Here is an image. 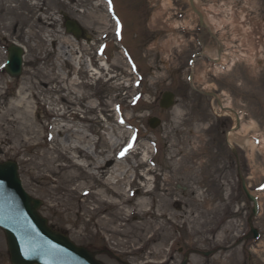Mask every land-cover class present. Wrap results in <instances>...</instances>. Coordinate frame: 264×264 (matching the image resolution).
<instances>
[{
	"label": "rangeland",
	"instance_id": "1",
	"mask_svg": "<svg viewBox=\"0 0 264 264\" xmlns=\"http://www.w3.org/2000/svg\"><path fill=\"white\" fill-rule=\"evenodd\" d=\"M171 1L172 19L181 22L190 13L192 27L178 28L181 45L167 48L163 44H169L168 34L150 26L160 1L108 0L119 26V41L107 0H0V117L18 99L21 83L27 81V89L49 92L32 102L29 124L37 127L31 131L30 143H18L14 134L9 145L0 139V164L17 163L24 190L43 202L39 212L49 226L75 245L95 252V260L102 264H181L186 254L188 264H264V148H260L264 138V0H218L233 6L237 26L231 28V16L219 13L227 25L212 36L204 34L189 0ZM197 3L206 10L212 1ZM65 19L85 30L84 41L66 33ZM12 43L26 50L24 69L17 79L3 71ZM222 45L230 57L233 53L245 56L229 71L216 69L212 61ZM204 52L207 56L201 55ZM61 54H66L67 65L59 73ZM73 59L94 71L89 76L80 74ZM45 73L56 81L46 85ZM165 92L175 94L169 110L159 105ZM210 92L242 112L246 123L254 121L255 129L246 142L227 143L234 121L219 115L217 101L207 95ZM61 109L66 112L67 127L90 131L97 151H109L106 141L122 137L121 155L128 158L123 166L133 183L122 187L132 196L126 212L111 205L119 199L81 172L77 181H64L60 175L51 180L41 177L48 172L38 167L44 155H57L53 153L56 144L46 137L57 135L53 112ZM152 118L161 120L154 130L149 126ZM139 149V155L132 154ZM146 154L150 160L144 164L141 159ZM111 156L116 159L115 154ZM133 165L137 168L130 169ZM241 177L259 203L253 219V204ZM88 186L91 191L84 194ZM148 190L151 193L145 196ZM144 200L155 212L147 215L146 223L162 227L155 241L149 240L143 220L131 215V208ZM53 204L57 207L52 208ZM250 218L259 230L258 240L252 235L245 240L251 234ZM107 220L108 225L104 224ZM0 264H11L1 230Z\"/></svg>",
	"mask_w": 264,
	"mask_h": 264
},
{
	"label": "bare ground",
	"instance_id": "2",
	"mask_svg": "<svg viewBox=\"0 0 264 264\" xmlns=\"http://www.w3.org/2000/svg\"><path fill=\"white\" fill-rule=\"evenodd\" d=\"M152 2H158L160 1V5L155 10L154 14L151 18L150 26L152 28H159L163 31H165L168 34L169 37V44H163L167 48H171L172 46H178L181 45L178 37L176 36V31L180 27H192L191 20H188L189 18H192L190 13H188V17L184 18L181 22L174 21L171 17L170 10L173 9V2L171 0H151ZM212 4L210 7H208L206 10L202 9L198 6L197 0H192V3L194 7L198 10L200 15L203 16V29H205L206 36L213 35V32L223 30L225 25H227V22L220 18L218 16L219 13H223L225 15H230L231 20L229 26L231 28H236L237 23L235 20L237 19V15L235 13V10L233 6H227L226 3L221 2L218 3V0H211ZM203 11V13H202ZM198 14V13H197ZM235 19V20H234ZM242 21V20H241ZM235 22V23H234ZM239 23V22H238ZM241 23V22H240ZM212 28L211 30L209 29ZM228 45V43H226ZM17 45V44H16ZM24 49V48H23ZM8 51V50H7ZM35 51V49H33ZM62 53V52H61ZM216 53L218 54L215 59H213L216 62V69L222 70V69H229L235 65L237 61H239L240 58H243L242 54L233 53L231 57L226 52V46L222 45V51L220 48L216 50ZM63 54V53H62ZM61 54V56L58 58L59 64V73H61V69L64 65H67L66 61L64 60L66 57V54L64 56ZM25 55L26 50H23L22 58L25 61ZM60 55V54H58ZM10 53L7 52V61L9 60ZM14 56V55H13ZM203 56H207V54L204 52ZM64 58V59H63ZM73 63L77 66H79V72L83 74H86L89 76V72H93L94 69H88L86 67L85 62H81V60L76 61L73 59ZM82 66V67H81ZM102 67H107L106 64H102ZM77 69V70H78ZM96 72V70H95ZM45 79L44 83L46 85H51V83L55 82L56 80L54 78H51L49 74L45 73ZM63 74V73H62ZM57 79L60 80V78L57 77ZM79 80V79H78ZM59 85L61 84L58 83ZM83 85V84H82ZM45 87V86H44ZM56 91L53 89L51 93ZM58 91V90H57ZM27 92H29V95L27 97ZM49 93L47 90H43L40 92L37 88L30 87L27 89V81L24 83H21L19 86V93H18V99L16 102L10 104L8 110L4 111L1 115L0 120V139L2 138V143L5 145H9L10 141H12L11 134H14L16 139H18V143L20 144H26L31 142V138H29L31 131L33 128L37 127L36 123H30V119H32L30 114L31 105L33 100L36 102L39 101V97L42 94ZM74 95H76L74 90ZM73 93H70L69 96L73 95ZM78 95V94H77ZM63 98V97H62ZM31 102L29 103V101ZM216 101H220L221 106H218V113L221 117H230L234 121V125L232 129L227 133V143L230 146H233V144H243L246 142V137L250 134L251 130L255 129V123L253 120L246 123L244 121L243 113L237 114L239 111L234 110L230 103L225 102L222 100L219 96L218 99H215ZM79 103V102H78ZM54 116L56 117V120L54 122L57 129V135L52 136L48 134L46 139H48L49 142H52L56 144V147L53 149V153H56V157H44V161H42V164H38V167H45L46 170H48L47 173H43L44 175L41 177L47 178L48 180H51V176L53 175H60L63 177L64 181L72 180L77 181L81 179V174L86 176V178L91 179L92 181H95L96 183L100 184L101 186L106 188V192L108 194H111L114 198H117L119 200L117 201H111L112 206H117L119 210L124 213L127 211L129 206H125L132 200V196L123 192V186H132V180L131 176L129 174V170L126 166H123V164L126 163L127 157H122V143L120 142L122 137H119V141L110 142L106 141V146L108 145L109 151H97L98 143L94 141L92 136L90 135V131L87 129L85 131H79L75 130L74 128L67 127L69 125L66 122V112L64 110H59L58 112H53ZM28 124V125H27ZM57 124V125H56ZM238 126V128H237ZM59 127V128H58ZM237 128V129H236ZM262 146L261 149L264 148V138H262ZM1 142V140H0ZM250 143H252L250 141ZM253 145V144H251ZM148 149V148H147ZM252 149L254 147L252 146ZM141 153L140 149L132 152V154L139 155ZM115 154V158L111 155ZM150 154V153H149ZM149 154H146L141 159L144 164L145 162H148L150 160ZM46 157V158H45ZM122 160V161H121ZM136 166L130 167V169H135ZM154 171V170H150ZM81 172V174L79 173ZM77 173L80 175L77 176ZM74 174V175H72ZM79 177V178H78ZM149 175L147 176V179H149ZM30 179L33 182L37 181V178L30 176ZM83 185V184H82ZM81 186V185H80ZM147 187V186H145ZM140 190V189H139ZM139 190L137 192H139ZM91 191V187L83 188L84 194H89ZM151 193L150 190L146 191L144 193L145 196H148ZM104 194V193H103ZM130 195V196H129ZM148 200V199H147ZM149 203L146 202V200L142 201L138 206H135L134 208H131V215L137 218H141L143 220V227H145V232H150V241H155L160 239V232L162 231V227L157 228L154 227V225H148L146 223L147 215H155V212H153L151 209L149 210L148 207ZM57 205L53 204L52 208H56ZM109 220H107L104 224L108 225ZM185 223H187V220H185ZM154 227V228H153ZM153 228V229H152ZM187 228V225H184V229ZM143 231V233H145ZM165 239V235L163 236Z\"/></svg>",
	"mask_w": 264,
	"mask_h": 264
},
{
	"label": "water",
	"instance_id": "3",
	"mask_svg": "<svg viewBox=\"0 0 264 264\" xmlns=\"http://www.w3.org/2000/svg\"><path fill=\"white\" fill-rule=\"evenodd\" d=\"M190 4L194 11L192 0ZM200 23L203 18L199 12ZM66 31L78 40L86 38V32L72 20H66ZM7 73L18 78L22 73L23 50L18 46L9 49ZM14 55V56H13ZM212 97L218 99L214 93ZM175 95L171 92L163 94L160 107L164 110L174 105ZM218 105L221 106L218 101ZM161 124L157 118H152L149 125L156 129ZM243 188L248 199L254 203L253 214L257 213L258 203L248 192L245 183ZM42 202L33 199L22 188L18 174V166L14 162L0 164V229L5 233L7 246L12 264H101L94 259V255L84 248L77 247L68 237L60 234L48 226L38 210ZM255 237L257 231L253 230ZM187 263V258L183 264Z\"/></svg>",
	"mask_w": 264,
	"mask_h": 264
},
{
	"label": "snow or ice",
	"instance_id": "4",
	"mask_svg": "<svg viewBox=\"0 0 264 264\" xmlns=\"http://www.w3.org/2000/svg\"><path fill=\"white\" fill-rule=\"evenodd\" d=\"M109 2H110V0H109Z\"/></svg>",
	"mask_w": 264,
	"mask_h": 264
}]
</instances>
